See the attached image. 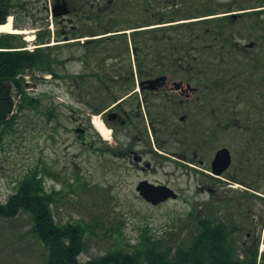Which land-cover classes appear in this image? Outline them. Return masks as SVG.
<instances>
[{"label":"rangeland","instance_id":"1","mask_svg":"<svg viewBox=\"0 0 264 264\" xmlns=\"http://www.w3.org/2000/svg\"><path fill=\"white\" fill-rule=\"evenodd\" d=\"M248 7L250 15H247V19L251 23L260 19L262 25L259 28L256 26L255 30L252 26L251 35H247L249 31L245 27L246 35L233 37L237 48L248 50L241 53L233 48L221 49L222 45L212 44V37H209L196 42L198 50L195 48L188 55L197 54L205 62L203 76L219 82L220 87L215 90L217 97L210 101L215 107L218 124L223 129L233 124L247 127L239 133L235 129L220 132L219 146L231 144L237 151L244 138L249 143L247 152L243 156L240 154L235 162V178L227 179V175H224L217 178L218 182H213L218 190L219 208L225 209L218 216L231 215L227 221L232 225L231 237L237 245L242 247L248 232L256 233L258 238L259 219L264 214L261 195L264 194V131L258 130L259 126L264 128V0H154L153 3L147 0H121L120 3L106 6V12L102 11L105 26L101 30L96 28V10H90L91 14L95 12L96 19L89 21L85 18L73 22L82 28V36L76 41L65 39L66 30L71 28L72 23L44 19L48 14L46 9L50 15L52 4L19 5L15 11L21 17V28L27 29L28 33L17 35L15 42L32 50L41 47L36 35L46 36L42 47L48 49L46 51L53 55L51 59L58 62H52L56 75L41 70L25 75V93L32 101L26 105L20 104L14 113L13 123L4 136H0V202L7 199L15 183L29 169H38L48 189L58 191L61 196L52 205L54 219L60 223L84 221L94 224V234L88 236L86 249L78 256L80 261L86 262L103 255L118 242L125 246L134 244L144 229L173 244L184 243L189 247L191 235L194 231L196 233L195 217L200 212L197 203L209 198L207 192L200 189L208 182L206 179L203 181L202 168L191 161H180L183 144L173 139L175 137L171 134L166 137L169 143L163 147L164 150L156 149L162 153L152 145L158 154H162V158L152 159L154 167L146 172L131 163L129 135L116 145L109 132L108 139H105L91 123L96 130V139L89 150L83 144L82 134L76 130L78 126L83 127L86 119L80 116L85 113L80 102L85 85L79 83L75 87L68 78L80 68V63L68 62L67 59L72 53L84 55L90 46L124 48L125 35L129 48L138 45L140 48H156L158 45L167 48L169 38L173 39L171 42L175 47L180 46L183 35L181 29L172 28L175 24L196 22L203 19L196 16L210 9L219 12V18H222L223 13ZM151 23L155 24L154 31H149L152 26L140 27ZM138 26L140 29H135ZM103 30L112 33L100 38L97 34L103 33ZM69 38L73 39L72 36ZM90 39L98 41L100 45H88ZM252 41L255 42L252 47H245ZM210 108L204 103L200 112L195 108L189 112L202 117L205 122ZM92 119L101 120V117L96 114ZM192 119L193 122L187 121V131L196 117L192 116ZM233 132L234 137H231ZM187 149L189 151L190 147ZM118 150L123 154L120 157L115 153ZM145 177L169 185L178 194L177 198L159 205L148 203L136 190L139 180ZM31 230L32 220L26 212L11 219L0 218V264H46L47 250ZM242 251L240 257L245 255ZM262 251L264 243L259 244V252ZM262 261L259 256L258 264H262Z\"/></svg>","mask_w":264,"mask_h":264},{"label":"flooded vegetation","instance_id":"2","mask_svg":"<svg viewBox=\"0 0 264 264\" xmlns=\"http://www.w3.org/2000/svg\"><path fill=\"white\" fill-rule=\"evenodd\" d=\"M13 2L19 5L52 4L53 8L50 15L49 10L46 9L48 14L44 19L47 21L59 19L64 23H72L71 28L66 30L67 38L65 39L67 41H76L77 38L82 36V28H79L80 25L78 24H73V22L85 18L89 21L96 19L95 12L94 14L90 13L91 9L93 11L96 10L98 19L96 28L101 30L105 26V15L102 11L106 12V6L110 7L113 4L120 3L121 0H13ZM147 2L153 3L154 0H147ZM101 5L104 7L102 8ZM249 8H238L236 9L237 11L223 13L222 18H219V12L211 11L210 9V11L199 17L196 16V18L203 19L196 20L197 29L194 33L196 36H202V24L211 21L216 25L219 34L226 32L228 35L236 37L237 34L246 35V31H249L247 35H251L250 28L252 29V26L255 27L256 24H252L251 20L247 19V15H250L248 12ZM63 10H67V13H61ZM15 16L16 20L21 18L16 11ZM38 19L42 20L43 18ZM219 19H224V21L228 22L224 29L217 24ZM34 20L38 21L35 18ZM15 25H17V22H15ZM153 25L155 24L151 23L140 27L152 26V28L149 27L151 32L154 31L152 30L154 29ZM261 25L262 21L259 19L256 26L259 28ZM140 27L138 26L135 29H140ZM244 28L247 30L245 31ZM207 29L205 28V31ZM141 30H138V32ZM103 31V33L97 34L101 36L100 38L112 33L106 30ZM197 31L198 33H196ZM93 35L97 37L96 33ZM70 36L73 39L69 38ZM227 49L229 50L230 48ZM233 49L243 53L249 48ZM194 50L195 48H189V50L187 48L140 47L87 48L84 55L80 56L72 53L67 60L68 62L80 63V68L77 71H73L68 78L75 87L79 83L85 85L84 93L80 100L85 113L80 114V116H85L86 119L83 122V127L78 126L76 130L82 134L83 144L88 146L89 150L93 147L96 139V130L94 128L97 129L92 117L99 114L102 120L100 121L104 123L106 130L110 133L111 138L115 140L114 143L116 145L121 144L124 141L123 137L129 135L131 163L142 172H146L148 169L151 170L154 167L151 162L152 159L162 158V154H158L156 149L164 150L163 147L169 143L166 137L170 134L175 137L173 139H177L179 143L183 144L181 149L183 150L182 157L180 155L182 159H178L182 163L191 161L202 168L201 176L203 181L206 179L208 182L206 186H200V189L206 191L209 198L206 201L197 203L200 212L197 213V223L199 225L197 224L196 232L200 234L203 221L208 223L210 221L206 219L215 221L219 217L218 213H223V210H225L224 208H219L221 206L218 205V190L213 186V182H218L217 178L224 177V175H227L225 177H228L227 179L235 178V162L240 154L243 156V153L247 152L246 146L249 141L244 138L241 142V148L237 149V151L231 144L219 146L221 131L235 129L239 133L244 132L247 127L233 124L223 129L218 124V118L215 116V107H213V102L210 101L217 97L215 96V90L219 89V82L212 80L214 78L203 76L202 67H204L203 63L205 62L197 54L188 56L189 52ZM52 57L53 55L50 53V58ZM110 101L112 103L107 105ZM203 102L206 106H211L209 112H207L205 122L202 121V117L195 116V114L191 115L189 112L191 108H195L197 112H200ZM192 116L196 117V119L192 127L188 129V134L187 121L191 120L193 122ZM91 123H94V128ZM72 130H75V128ZM258 130L259 132L264 131V128L259 126ZM188 136L189 140L187 141L186 138ZM231 137H234V132ZM105 139H108V137H105ZM189 147L188 151L187 148ZM223 147H227L230 151L231 164L225 171L218 173L214 167V158H216L218 150ZM239 150L240 153L238 152ZM121 152V150L115 152L116 156H122ZM158 152L162 153L160 150ZM126 153L129 154L128 151ZM144 180L157 185L169 186L145 177L139 180L136 190L139 183ZM137 192L138 194L140 193L138 190ZM261 195L264 213V194L261 193ZM171 199L173 198L167 201ZM230 216V214H227V217L225 216L223 219H229ZM259 220V237L256 238V233L248 232L242 245L245 246L251 242L254 244L264 243V214L260 215ZM213 225L215 224L213 223Z\"/></svg>","mask_w":264,"mask_h":264},{"label":"trees","instance_id":"3","mask_svg":"<svg viewBox=\"0 0 264 264\" xmlns=\"http://www.w3.org/2000/svg\"><path fill=\"white\" fill-rule=\"evenodd\" d=\"M18 6L13 0H0V23H4L9 15L15 14ZM16 22V26H23L19 19ZM257 23L258 20H254L252 24ZM196 24L197 22H186L172 27L181 29L183 36L180 38L183 42H180L181 47H175L171 42L173 39L169 38L166 47L189 50L197 48L195 43L200 39L212 37V44L222 45L220 48H237L234 38L226 32L219 34L211 21L204 22L202 27L208 28L207 31L203 27L202 36H196ZM217 24L224 29L228 22L219 19ZM15 37L17 34H0V136H4L13 123L16 116L14 113L20 104L26 105L32 101L25 93V75L36 70L56 75L52 63L56 60L50 58V53L46 51L48 49L41 46L30 51L25 49L24 44L15 42ZM45 37L37 35L38 45L45 43ZM124 37L126 39H123L122 46L129 48L127 36ZM92 43L100 45L96 40L87 42L88 45ZM138 47L139 45L135 48ZM156 48H161V45ZM60 197L58 191L48 189L40 170L29 169L15 183L7 199L0 202V218L11 219L21 212L28 213L32 220L31 232L47 250L46 264H258L259 256L264 264V251L259 252V243L251 242L242 247L237 245L231 237L232 225L227 219L219 217L215 221L206 219L210 223L203 221L200 234L195 231L192 233L189 247L184 243L173 244L144 229L138 242L127 246L118 242L105 254L83 262L78 256L86 249L88 236L94 234V224L84 221L60 223L54 219L52 205ZM241 249L244 257H240Z\"/></svg>","mask_w":264,"mask_h":264},{"label":"water","instance_id":"4","mask_svg":"<svg viewBox=\"0 0 264 264\" xmlns=\"http://www.w3.org/2000/svg\"><path fill=\"white\" fill-rule=\"evenodd\" d=\"M61 13H67V10H63ZM254 42L247 44L248 47H252ZM231 155L227 147H223L218 150L216 158H214V167L217 172L222 173L231 164ZM139 194L144 197V199L153 205H158L161 202H165L170 198H176L177 193L166 185H157L151 183L148 180L141 181L137 187Z\"/></svg>","mask_w":264,"mask_h":264},{"label":"bare ground","instance_id":"5","mask_svg":"<svg viewBox=\"0 0 264 264\" xmlns=\"http://www.w3.org/2000/svg\"><path fill=\"white\" fill-rule=\"evenodd\" d=\"M13 17L10 16V18L4 23V24H0V32H4V33H28L27 29H16L13 27ZM32 38H29V40H31ZM102 121V120H101ZM100 120H96L95 121V125L97 127V129L100 131V133H102V135L104 137H108V131L106 130V127L104 126V123L101 122Z\"/></svg>","mask_w":264,"mask_h":264}]
</instances>
